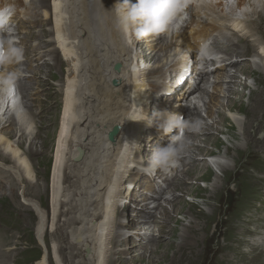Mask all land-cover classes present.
I'll return each instance as SVG.
<instances>
[{"label":"bare ground","instance_id":"1","mask_svg":"<svg viewBox=\"0 0 264 264\" xmlns=\"http://www.w3.org/2000/svg\"><path fill=\"white\" fill-rule=\"evenodd\" d=\"M203 1L205 11L224 17L222 9L226 3L213 5L210 0ZM23 3L22 0H0V5L19 6ZM235 4L236 8L231 9V15L239 11L243 18L233 20L229 35L213 40L214 47L229 56V60H234L216 68L212 81H209L206 74L197 73L196 65L188 66L186 57L191 51V54L194 53V47L201 40L219 30L216 23L205 24L196 32L197 42L190 44L185 36L186 28L168 34L166 31L171 22L163 21V18L153 20L156 12L151 0H35L30 4L39 13L33 10L26 22L18 24L16 31L33 25L39 31L24 33V42L50 34L53 40L39 42L40 39H37L39 43L36 50L32 45L30 51L24 46L26 55L21 58L27 60L31 57L30 64H27L31 67L21 74L17 73L16 68L0 74V160L12 165V170L8 171L0 167V176L8 179L14 171L22 181L27 180L31 185L36 176L19 147L24 140L40 138L39 132L31 134L28 132L31 125L24 128L17 124L22 122L21 116L5 117L6 120H3L6 112L13 107L17 89L19 94L27 98L25 105L29 107L32 106L28 101L31 100L33 85L42 88L48 84V81L44 83L36 80L38 72L42 71L39 69L42 63L48 79L58 82L63 80V90L56 91L55 96L56 99L58 95H63V99L54 141L48 201V233L54 243V264H153V261H156L155 264H191L197 256L200 234L205 235L202 236L203 241L208 237L215 240L216 233L222 235L216 230L211 231L213 217L208 218L207 214L197 211L194 203L184 202L185 195L197 198L207 192L201 190L198 194L192 187L184 188L188 180L184 177L194 176L196 183L209 181L211 172L206 160L212 158V154L208 152L207 146L216 149L223 147L224 144L218 139L223 134L234 142L224 148V154L232 164L213 163L215 169L223 175L224 181L241 167L240 159L252 150H258L257 156L264 155V88L251 90L249 103H243L246 81L252 79L258 86L264 81V65L262 67L258 62L250 63L248 60L253 54L264 64V36L259 37V33H264L259 32L257 23H251L250 20L257 16L261 25H264V0H235ZM135 7H139V14L134 15ZM184 24L188 30H192V21ZM48 25H51V31L44 29ZM162 32L165 35H161ZM52 43L55 49L48 51ZM46 44L47 47L42 46ZM171 46L177 51L176 55L181 54L180 57L170 58L168 54L165 58ZM42 49L45 51L40 52ZM41 53H50L52 66L47 67L49 63L44 58L49 56ZM149 63L157 64L149 66ZM116 64L121 66L119 71L114 70ZM167 64L168 71H171L169 77L163 73ZM63 65L66 66L64 71ZM23 73H30L31 79L22 80ZM146 73L159 75L161 82L148 81ZM190 80H198L199 83L186 96L184 87ZM13 81H19L15 92L12 91ZM235 88H240V91ZM195 93H199L197 96L206 113L205 120H202L201 111L197 109V101L190 103L186 110L181 105L195 96ZM220 99L226 100L229 112L243 114L245 121L237 124L223 113L224 104ZM172 102L178 104L172 107ZM151 107L153 112L150 111ZM33 113L30 110L29 114ZM150 113L153 119H150ZM168 114L171 122H184V118L189 117V125L185 127L189 131L183 128L185 135L181 138L177 136L179 127L174 131L168 125L163 130L158 128L159 120ZM154 126H157V130H154ZM237 126L241 127L240 134L237 133ZM6 127L10 129L4 130ZM113 127H117L118 134L111 141L107 134ZM260 131L263 133L259 134ZM17 136L19 140L14 142ZM33 138L29 141V149L32 148L29 153L34 154L37 148L33 149ZM258 145H261L259 149ZM168 146L174 147V154L169 153ZM77 148L84 153L79 161H75L78 157ZM137 155L140 168L134 172L129 167ZM146 169H155L157 173L154 176L148 175ZM166 173L172 179L175 178L172 181L173 187L165 194L171 196V199H164L166 204L156 202L151 209L149 204H154L160 198L159 192L164 186ZM126 180L129 183L124 186ZM220 181L221 178L214 179L209 189L208 199L204 202L208 207L213 204L209 200H214L224 187V181L222 185ZM130 183L133 195L129 191ZM9 190V196L14 197V190ZM178 193L179 196L176 195ZM42 198L41 195L38 198L41 205ZM122 199L129 200V204L130 200L143 202L141 207L131 205L134 210L131 218H126V223L117 220ZM29 203L37 206L31 201ZM124 211H127V206H123L122 213ZM37 214V234L42 239L45 218L43 213ZM180 214L194 221L178 229L182 224L181 219H177ZM205 228L209 230V235L203 232ZM238 228L234 221H229L227 232L233 234ZM119 229L133 230L134 233L128 232L126 236V233H121L122 230L119 233ZM231 239L237 240L236 237ZM169 253H172L171 257ZM39 264H50L49 257L46 259L44 256Z\"/></svg>","mask_w":264,"mask_h":264},{"label":"rangeland","instance_id":"2","mask_svg":"<svg viewBox=\"0 0 264 264\" xmlns=\"http://www.w3.org/2000/svg\"><path fill=\"white\" fill-rule=\"evenodd\" d=\"M22 1H24V3H28L30 5L35 0H26V1L22 0ZM258 10H260V9H258ZM133 11H134V15L139 14V12H140L139 7H135ZM34 12L39 13L36 10H34ZM139 17H141V16H139ZM161 18H163V21H167V18H165V17H158V18L154 17L153 20L155 21V20H159ZM250 20H251V23H257L258 28H260L259 32L264 33V25H261L260 21L257 19V16L251 17ZM171 24H173V23H171ZM26 27H28V26H26ZM171 27L172 26H169L167 28L166 32L168 34H170V32H171L170 31ZM44 29L46 31H51V25H48ZM32 31L37 32V31H39V29L32 25V26H30V28H26L22 31L21 30L16 31V32H20L19 37L23 36V43L25 44V45H23V47L25 46L26 49H28V50L30 49L29 48L30 45H32V47L35 48V47H38L37 44L41 41L48 42V41L53 40V36L50 34L47 37L41 36L39 38V36H38L37 39H40L39 42L37 41V39L32 40V41H28V42H24V40H25L24 38H26L24 33L27 34V33L32 32ZM160 34L165 35V32L164 33L162 32ZM262 36H264V35H262V34L260 35V33H259V37H262ZM168 38H170V35H168ZM255 38L257 39L256 36H255ZM249 40H253V39H249ZM47 45L48 44L42 45V46L47 47ZM171 48H170L171 50L170 49L168 50L169 52L167 51L165 58L168 57V54H169L170 58L181 56V54L179 55V53H178V55H176L177 51L173 50V46H171ZM36 49L37 48H35V50ZM54 49H55V45L52 43V45L50 47H48V51H53ZM42 50H40V52L45 51V49H42ZM137 50L138 49H136L135 51H137ZM138 51H140V50H138ZM41 54H43V56H49L50 53H48V54L47 53H41ZM162 54L163 53H161V55ZM174 54H175V56H174ZM20 59H23V58H20ZM51 59H52V57H50V56L44 58V60L46 62L48 61V63H49L47 67H50L53 65V62ZM248 60L250 63L255 61L256 63L258 62L260 66L264 65L263 63H260L259 59L255 58L253 56V54L251 57L248 58ZM26 61H29V62H26V64L24 63L21 66H19L17 68L18 69L17 73L21 74V72H23L25 69H28L29 67H31L30 65H27V64H30L31 57H29L28 60H26ZM175 63H177V62H172V64H175ZM156 64L157 63H149V66H155ZM42 66H43V64L41 63L39 65V67H40L39 69L42 71H40V73L38 72L36 80H38V81L42 80L44 83H46L48 81V84L42 88H39V87L33 85L34 90L32 92L31 100L28 101V103L31 104L32 106L27 107L25 105L27 98H24V96L22 94H19V91L17 89V87L19 86L18 85L19 81H13L11 85L13 86L15 84V87L17 89V91L15 93V97L13 99V105H12L13 107H11L6 112V114L4 115L3 121H5L6 118L10 117V116H13L15 118L18 116H21V118H23V119H21L22 122H19L17 124L23 125L24 128H27V127H29V125H31L30 130L28 132L31 134H34V132H39L40 138L37 139V138L32 137L33 141L35 143L33 146V149L35 150L37 148V153H34V154L29 153V151L32 149V148L29 149L30 148L29 141L32 138L27 139V141L24 140L25 142L22 143V145H21L22 147L21 146L19 147L20 151L25 154L26 159L28 160L30 170L32 172H34V175L36 174L35 178H33L32 185L27 180L22 181V178L18 177V175L16 173H14V171H13V176H10V178H8V179L2 178L0 176V178H2V179H0L1 180L0 181V264H39V262L43 260L44 256H46V259H47V257H49L50 264H54L52 262V258H53L52 253L54 252V246H53L54 243L51 242L50 234L48 233L49 232V225H50V209L48 206V201H49L50 171H51V166H52V161H53L52 156H53V152H54V141H55V137H56V133H57L58 121H59V117H60V113H61V108H62L61 106H62V99H63V95H58L56 99H55V96L57 95L56 91H58L60 89L63 90V80H62V82H58V81H53L51 79H48L46 77V74L44 73L45 70L42 69ZM33 67H34V65H33ZM65 67L66 66H64V65L62 66V71H64ZM168 67H169V64H167V68L163 69V73L165 74L166 77H169L171 74V71H168ZM32 69H36V68H32ZM231 71H233V70H230V72ZM23 74L24 75H22V77H21L22 80L23 79H31V78H29V76L31 75L30 73H28V74L23 73ZM23 77H25V78H23ZM159 78H160L159 75H153L152 76V75L147 74L148 81L160 83L161 80ZM208 79H210V81H212V77H208ZM241 80H243L242 77H241ZM246 84H247V88L243 91V94H244L243 103L244 104L249 103L248 98H249V94H250L251 90H258V89L262 90L264 88V81H261L260 85L258 86V83H256L252 79H248L246 81ZM200 86H201V84H200ZM36 89H38V90L36 91ZM235 89L240 91V88H235ZM197 95H199V93H195L194 98L196 99L197 102L195 101L196 103L195 102L194 103L195 104L198 103L199 107L197 109L198 110L200 109L202 120H205L206 119V113H205L204 109L202 108V103H199ZM207 101L208 100L206 99V102ZM220 101H222L224 104L223 113H225L227 116H229L230 118L235 120V122L237 124L241 121H245L243 114L228 111V109L226 107V103H225L226 100L220 99ZM188 102H189V100H188ZM175 103L176 102H172V104H171L172 107L176 106L178 104V103H176V104ZM151 108H150V111L153 112V108L152 109ZM30 110H32L34 112L31 115L29 114ZM152 116H153L152 113H150V119L154 118ZM23 120H24V122H23ZM184 120H185L184 122L180 121L178 124V127L180 128L179 130H181L180 132H182L181 136H179L180 138L185 135V134H183L184 130L189 131V130L185 129V127L187 128V126L189 125V117L184 118ZM210 122H211V120L208 121V123H210ZM156 127L157 126H154V130L156 129ZM183 128H184V130L182 131ZM240 128L241 127L237 126V133H239V134H240ZM7 129H10V127L4 128V130H7ZM194 131H196V130H194ZM262 133H263V131H260L259 134H262ZM147 134L148 133H145V135H147ZM259 134L256 135V138H258ZM17 139H18V136L15 137L13 141L15 142V141H17ZM218 139L221 140V142L224 144L223 147H221V148L219 147L216 149L211 145L207 146L208 152H210V154H212V156H211L212 158H208L206 160V163H208V165L210 166V172H211V176L209 178V181H207V182L199 181L196 183L194 176L184 177V178L188 179V180H186V182L184 184V188L192 187L195 190V193H198L201 190L207 191V192L201 193L199 195V197H197V198H193L190 195H188V197H187V195H185L184 196V202L189 203V204L194 203L197 206V211H202L204 214H207L208 218H209V216L213 217L214 223L211 224V226H210L211 231L216 230L218 233H222V235L221 234L219 235L216 233V239L215 240H213V239L210 240V237H208V238L206 237L207 239L206 240L204 239V241H203V237L205 235L200 234V237H199L200 242H198V245L196 247L197 256H196L194 262L191 264H194V263L195 264H252V263L253 264H264V258H263L264 257V252H263L264 249L262 247V245H264L263 244L264 241H262V239H261L262 235H264V227H263L264 226V181H263L264 180V162H262V160L264 161V155L257 156L256 153L258 150H256V151L252 150L253 153L250 152L249 154L243 156V159L242 158L240 159L241 167L239 169L241 171L239 169H237L236 172L232 171L233 173H231L229 176H227L226 180L224 181L223 175L221 174V172L219 170L215 169L213 163L214 162H220L224 165L225 164H229V165L232 164L231 160L224 154V148H225V146L232 145V143H234V142L228 135H224V134L219 136ZM239 141H241V138H239ZM36 142L38 144H36ZM43 142H44V144H43ZM150 142L152 144V141H150ZM260 146L261 145H258V149ZM170 152L173 154L175 153L174 147L170 148ZM248 156L250 158H248ZM138 158L139 157L137 155L134 159H132L131 165L129 167V169H132L134 172L136 170L134 165L136 167L139 166L137 164ZM0 167L4 168L5 171L6 170L8 171V169L12 170V165L10 163H6V162H3L1 160H0ZM254 168H256V169H254ZM17 171L18 170H16V172ZM253 173H254V175H253ZM181 174H179V175H181ZM251 175H253V176H251ZM164 178H165L164 186H163L162 190L159 192V196H160V198L158 199L159 201L156 200V201H154V204H152V203L149 204V208H151V209H153V207L157 203L166 204L164 202L165 201L164 199H168V200L171 199V196L165 195V194L167 192H169L170 188L173 187L172 181L175 178L172 179V177L168 173L165 174ZM217 178H219V179L221 178V181H220L221 185H222L223 181L225 184H224V187L222 186V190L219 192L217 197L214 200H209V201H212L213 204H212V207H208L207 205H205L204 202L207 201L208 196H209V192L211 190V186L213 184V181H214V179H217ZM254 178H256V179H254ZM10 183L12 186L10 185ZM128 183H129V180L128 181L126 180L124 182V186ZM29 184H30V186H28ZM131 184L132 183L129 184V191L132 192L131 194L133 195V187L131 186ZM9 188H12L14 190V197L9 196V194L11 195ZM123 188H126V187H122V189ZM234 188H236V189H234ZM24 193L27 196L24 197ZM33 194L36 195L35 196L36 198L33 197ZM40 195H41V197H43L42 198V200H43L42 204L43 205H41V203L39 202V199H38ZM176 195L179 196L180 194L178 193ZM120 196H121V194H120ZM136 199H138V198H136ZM122 200H121V203L119 204V207H121V210H119L120 215L117 217V220L121 223H124V222L126 223L127 222L126 218H131L132 210H134L133 206H131V205L136 204L137 206L141 207L143 205V202H140V200H132V201L130 200V204H129V200H126V199H122ZM29 201H31L33 204L37 205V206L34 205L35 207H37V210L34 209V206H32L29 203ZM150 202L151 201H149L148 203H150ZM123 206H127V211H124L122 213ZM168 209H171V208L168 207ZM38 212H39V215H40V213H43L44 218H45V228H44L45 233H44V236L42 237V239H41V235L38 236V234H37V228H38V214L37 213ZM208 212L209 213L212 212V214H209ZM251 213H253V214H251ZM178 218L181 219V221H182V224H180L178 229H181V227L183 225L185 226L186 224H188L189 221L193 220V218H191V217L184 218L183 214L178 215L177 219ZM208 218H207V220H208ZM257 218H259V219H257ZM238 219H240V220H238ZM243 219H245V220H243ZM200 220L202 221V219H200ZM201 221H199L200 224H201ZM229 221H232V223L234 221V223L236 225H238V227H239L238 228L239 231L236 230L233 233L235 235L227 232V226H228ZM252 221L253 222L255 221V222L253 223ZM121 230L122 229L118 230L119 233ZM128 232L134 233L133 230H122L121 231L122 234L126 233L125 234L126 236H128V234H129ZM203 232H205L207 235L210 234L209 230L207 231V228H205V230ZM254 232H256V233H254ZM230 236L234 237V238L236 237L237 240L236 241L232 240ZM44 239H45V242H44ZM217 239H219L218 243L216 241ZM229 240L231 241L230 243H229ZM257 241H259V242H257ZM177 242H178V240H177ZM255 243H256V245H255ZM121 249H122V247H121ZM173 250H175V246H173ZM170 255H172V253L168 254V256H170ZM225 256H226V258L227 257L228 258L226 259ZM156 260L158 261V259H156ZM155 263H156V261H153V264H155Z\"/></svg>","mask_w":264,"mask_h":264},{"label":"water","instance_id":"3","mask_svg":"<svg viewBox=\"0 0 264 264\" xmlns=\"http://www.w3.org/2000/svg\"><path fill=\"white\" fill-rule=\"evenodd\" d=\"M115 68L118 69L119 66L116 65ZM117 130H118L117 127H113V128L111 129V131L108 132L107 137H108L109 140L112 141V140L114 139V137H115L116 134L118 133ZM76 150H77V152H78V157H76L75 161H79V160L82 158V156H83L84 153H83V151H82L80 148H77Z\"/></svg>","mask_w":264,"mask_h":264}]
</instances>
